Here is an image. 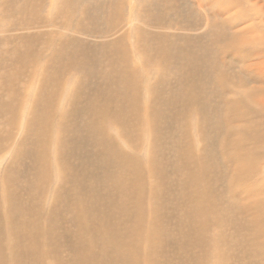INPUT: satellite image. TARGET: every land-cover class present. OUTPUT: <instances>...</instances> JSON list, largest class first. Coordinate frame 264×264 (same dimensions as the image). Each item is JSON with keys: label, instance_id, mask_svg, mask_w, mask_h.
<instances>
[{"label": "bare ground", "instance_id": "1", "mask_svg": "<svg viewBox=\"0 0 264 264\" xmlns=\"http://www.w3.org/2000/svg\"><path fill=\"white\" fill-rule=\"evenodd\" d=\"M135 1L152 27L143 30L135 17L126 18L136 34L126 27L109 40L94 42L102 20L96 9L110 6L106 0L93 5L0 0V120L7 126L0 129V264H52L48 258L56 263L66 243L79 264H104L103 259L105 264H149L157 256L159 238L146 235L147 215H154L150 225L156 230L160 219L163 225L167 221L160 227L161 240L179 255L184 252L180 264L187 252L193 264H207L215 238L203 234L221 228L230 213L223 221L216 198L210 200L215 197L207 185L215 172L208 173L213 144H220L223 161L236 157L233 163H244L230 173L233 182L242 184L236 186L239 192L259 196L251 206L254 212L242 208L244 221L234 237L244 246L264 247V90H249L235 78H247L246 72L264 83V0ZM135 10L134 5L133 16ZM118 29L109 28L107 35ZM136 56L161 73L173 70V81L151 80ZM216 96L220 109L212 102ZM222 120L229 125L217 144L214 122ZM127 141L150 156L127 152V144L126 150L122 147ZM56 146L57 163L49 155ZM75 155L77 161H71ZM27 157L31 163L24 164ZM61 170L74 187L52 186ZM29 171L33 177H27ZM175 173L180 174L177 181ZM21 177L29 178L26 196L16 187ZM46 184L51 193L59 190L60 197L73 200V242L67 238L71 233L62 230L58 204L43 205ZM30 192L34 199L27 196ZM178 208L182 215L176 214ZM245 223L254 237L250 231L246 236ZM97 245L99 258L92 257ZM247 250L242 251L252 257ZM256 254L261 257L256 264L264 261Z\"/></svg>", "mask_w": 264, "mask_h": 264}, {"label": "rangeland", "instance_id": "2", "mask_svg": "<svg viewBox=\"0 0 264 264\" xmlns=\"http://www.w3.org/2000/svg\"><path fill=\"white\" fill-rule=\"evenodd\" d=\"M94 1H97V0H80V4L81 5H84V4L89 3V4H92L93 5L94 4ZM106 1L108 2V5H110V6H108L105 10L96 9V11L100 12L102 20L99 23V25L96 27L95 32H96L97 36L93 38L94 39V42H99V41H103V40H109V39L113 38L116 34H119V33H122L123 31H126V27L129 28V30H130L131 33L136 34V32H138V31L137 30H132L130 28V25H129L128 21L126 20V18H134L135 17L136 24L138 25V27H140L143 30L144 29H150L152 27L150 24H148L147 22H145V20H144V9L141 8V7H139V6H137L135 0H106ZM147 1L148 0H146V2ZM252 1H254V0H252ZM134 5L136 6V10H135L134 16H133L132 15V11H133ZM259 5H260V3H259ZM253 13L255 15H257L255 9L253 10ZM114 26H119V29L117 30V32L115 34L107 35L108 34V31H109V28H112ZM200 31L201 30H199L198 32H200ZM64 33H69V29H66V31ZM193 33H196V32H193ZM133 47H134V44L131 45V49H133ZM132 52L135 54L136 50H132ZM262 59H264V58H262ZM262 59H260V60H262ZM136 63L137 64L140 63V64H142L144 66L146 65V63L144 62V59L139 58V56H136ZM246 66H247V64H245L244 67L247 68ZM151 67H153V68L151 69ZM144 68H145L144 74L147 77H149V78L151 76V78H150L151 80H155V79L161 77L162 78V81L169 80L171 82L174 79V72H173V70H169L170 73H171V75H169L170 73H169L168 70L161 73L159 70H157L158 69L157 67L152 66L151 64H147ZM237 72H244V71L241 70V71H237ZM157 73H159V74H157ZM244 73L246 74L247 78L237 77V76L235 78L236 79H238V78L243 79L244 86L245 87L248 86L247 89H249V90H253V91H261V90H264V83H260V82H262L261 80H256L254 78H251L250 76L247 75L246 72H244ZM256 82H259V83H256ZM212 102H215L217 104V107L220 109V102H221V98L220 97L216 96L215 97V100H212ZM143 109H144L143 115H144L145 119H147L146 121H148V118H149L148 115H150L149 109H148V107L146 105H144ZM211 109L212 108H209V112H210ZM222 113L225 114V110ZM208 116L210 117V113H208ZM0 123H2V124H0V129L7 128V126L3 123L2 120H0ZM191 125L194 128H195V126H197L199 128V125L195 124L194 122H192ZM214 125H216V127H217L216 130H218V131H216V132L213 133V134H215L216 137H218L216 139V143L218 144L220 140L224 139L223 137L226 135V134H224L226 132L225 131L226 125H229V123L226 122V121H224V120H222L221 122L220 121L214 122ZM119 129L120 130L118 131V134L122 137L124 129L123 128H119ZM204 130L205 131H208L209 130V127H204ZM57 133H59V132L57 131ZM57 135L60 136V134H57ZM124 140H125V138L123 139V141ZM194 140H195V143H196V137L195 136H194ZM199 141L197 142V144H198L197 147L195 146L198 149H200L202 147V142L200 141L201 142L200 143ZM126 144L129 145V146H127ZM124 145H126L125 147H128L130 151L128 150V148L126 150V148L124 147ZM215 146L213 144L212 149L214 151L213 152V157L214 158L212 157L213 160L211 159V162H210V165L212 163V166H211L212 167L211 168L212 170L210 171V168H209V172L208 173L210 175V172L212 173L213 169L215 170V172L213 171V173H212V181H209L207 183L208 186H212L214 188L213 189V194H215V197H213V195H210L212 197H210L209 195H207V196H209L211 198L210 200H212V201L215 200V198H216L215 201H216V203L218 205H220L219 206L220 209H219L218 206H215V207H218V208H215V210L216 209H219V211L221 210V212H219L218 210H216L217 213H220V214L222 212L226 213V214L222 213L221 215L219 214L218 217L224 218V216H226V215H227L226 217H228V212H230V213H229L228 219L226 217L224 219H222L223 221L225 219H227V221L225 220L223 223H221V225H223L221 228H214V230H212V232H209L207 234H203V235H209V236L215 238V243L210 248L211 257L208 260L207 264H249L251 258L253 259V257L255 258V259H253L254 260L253 263L256 264L255 261L258 262V261L261 260V257L258 256L256 253L260 254L262 256V258H264V253L262 252V250H260V248H264V247H257V246H253V245H248L247 243H246V246H244L243 244L240 243V240H236V237H234V232H236L235 231L236 228L240 227L243 224L244 219H243L242 213H240L242 211V208L245 207L247 210L250 208V211L249 210L248 211L249 212H254L255 210L251 209V206L258 201V197L259 196L258 195H255V194H252V195H248L249 197L248 196L247 197H244V195L246 196V194H244L242 192L241 193L239 192V189L236 186L240 187L242 184L238 180L237 181L240 183L239 185H237L238 182H233V181H236V180L233 179V177L231 176V174L233 172V168L235 167L234 165L244 164V163H241L242 161L239 160L238 158H237V160H239V161L236 162V163H233V162L236 161V157L234 158L235 160L233 159L232 162L231 161H228V162L227 161H223L221 159L222 157H221V153H220V150H219L220 149V144L216 148H215ZM26 147H28V145H26ZM122 147L127 152L136 151V153L139 156H141V157L148 158L150 156V153L148 151L132 148V147H134V145L132 144V142H128L127 141V143H124ZM131 148H132V150H131ZM216 149L219 151V155L217 154ZM144 152H145V154H144ZM168 152H174V150L172 148H170ZM168 152H166L163 155L165 158H169V153ZM214 153H215V155H214ZM53 154H57V155H53ZM49 155H50V160L56 161V163H57L58 162L57 159H59V156H60V154L58 153V147L56 146V148H54V151L50 150L49 151ZM54 156H55V158H54ZM73 159L76 162L77 161V155H75L73 158H71V161ZM216 159H217V161H216ZM22 162H24V164L25 163H28L29 164V163H31V159H29L27 157V158H24V160H22ZM214 163L217 164V165H219L220 167H218L217 165H214ZM227 163L230 164V166L229 165H226ZM261 164H262V168H261V171L262 172H261L260 176L264 180V174H263L264 173V159L262 160ZM162 167L164 168L163 165L161 166V168ZM20 168H21V166H20ZM219 168H220V170H218ZM228 170H229V172H228ZM1 172H3L2 166H0V173ZM222 174H224L226 177H224V175L222 176ZM209 175H208V178L211 180V178H210L211 176H209ZM213 175H214V177H216L217 175H220L221 177L218 176L216 179H219V180L216 181V179L213 178ZM0 176H2V173L0 174ZM29 176L30 177H33V174H32L31 171H29V174H28L27 177H29ZM148 176H149V179L152 178V174L151 173L148 174ZM260 176H259V178H260ZM222 177H224V179ZM25 179H29V178H22L21 177L20 179H18L17 183H19V185L17 184L16 187H17V189L23 195L26 196V192L28 190V182L29 181L28 180H25ZM178 179H180V174H176L175 173L173 175V180L174 181H177ZM205 179H207V178H205ZM214 182H215V185L213 186L212 183H214ZM20 183L22 184V186H21ZM60 183L66 184L67 187H70V186L74 187L72 185L73 184L72 182H67L66 181V178L64 176V172L62 170H61V173L59 172V175L57 176L56 180L53 183L54 185H52V186H57ZM233 184L235 186H233ZM50 185H51V183H50ZM50 185L46 184V192H45V194L42 195L43 205H44V207L47 208L52 203H57L58 204L57 205V207L59 208V212L58 213H60L58 217H60L61 218V221H63V223H62V230L63 231H66L68 233H71V235H69L71 237L68 236L67 238L71 242H73L75 240V238H73V234H74L75 237H77V233H75L76 230H77V228H76L75 223L73 222L74 221L73 220V215H71V214H73V213H71V211H72V205H73L72 204V201L73 200H71V196L70 197H67V198L60 197V191L59 190H56L55 193H51L49 191ZM221 186L224 187V189H226L227 187L228 188H227V190L224 191L223 188L221 189ZM232 186L233 187H236V189L238 191H236L235 188L233 189ZM247 186H249V185H247ZM230 190H233V192L230 191ZM234 190L236 191L235 194H237V193L238 194L240 193V194L239 195L237 194V196H235L233 194L234 193ZM220 191H221V195H220ZM226 191H228V192H226ZM158 192L159 193H162V189L160 188V186H159V191ZM227 193L230 194V195H227ZM33 194H34L33 192H30V194H28L27 196H29L32 199H34V195ZM174 194H175V192H174ZM241 197H244V198H241ZM227 201H230L229 202L230 204L227 203L228 204L227 205L225 203ZM242 202H244V203H247L248 202L247 203L248 205L243 204ZM176 204H177V201H176L175 205ZM222 204H226L228 207L226 205H225L226 206L225 207ZM179 206L180 205H177L176 207H179ZM164 207H166V205ZM223 208L224 209L229 208V209H226V210L223 211ZM163 210L164 211H167V208H165ZM228 210H230V211H228ZM225 211H227V212H225ZM65 212H66V215H65ZM160 212H161V210H160ZM182 212H183V208H178L176 214L178 213V215H182ZM66 218H68V219H66ZM147 218H148L147 220H148V223H149V229H147L146 235H149V234L152 233L157 238V240L159 238V244H158V242L156 243L157 249L155 247L157 256L149 264H175V263L176 264H180V262L184 261L182 259V256H183L184 252L179 255V253H176V251H174L173 246H171V243L170 244L169 243H166V239L165 238L161 240V238H162L161 233H163V231H161V233H160V229H161L160 227H162L164 225L166 226V223H165L166 220H164V225H163V223H162V221L160 219V221H158V225H157L158 230H156L153 226L150 225V223L152 222V219L154 218V215H147ZM247 220H249V219H247ZM88 223L90 225L93 224V222H90L89 220H88ZM93 225L95 227H97V223L96 224H93ZM167 226H169L168 223H167ZM244 226H246V227H244ZM244 226H242V227H244L246 229V231H244V230L243 231L246 233V236H247L249 234V231H250L248 229V223H245ZM123 228H125V225L123 226ZM179 228H177L178 233L175 234L176 236L177 235L180 236ZM63 231L60 230V231H57V232L58 233H62ZM247 231H248V234H247ZM155 233H156V235H155ZM250 233H251V231H250ZM219 234H221V235H219ZM250 237H254V234L251 233ZM220 240H222V243H220ZM70 245H71L70 243H66L64 245L63 244L61 245V247L59 248L60 260H58V262L56 261V263H55L53 261V259H51V258H48L46 260V262H50V263L52 262V264L53 263L54 264H79L77 262L78 261L77 260V256H76L77 253L73 249L70 248ZM240 247H242V248H240ZM80 248H81V246L80 245H77L75 249L76 250H80ZM244 249H246V250L248 249L247 251H250V253L252 252V255L253 256L252 257H248V254L245 251H242ZM160 253H161V255H158ZM187 253L185 254V264H193V261H192L190 252H187ZM92 257H98L99 258V255H98V245L94 247V252H93V256ZM257 259H258V261H257ZM104 260L105 259H103V263L105 264ZM258 264H264V261H261Z\"/></svg>", "mask_w": 264, "mask_h": 264}]
</instances>
